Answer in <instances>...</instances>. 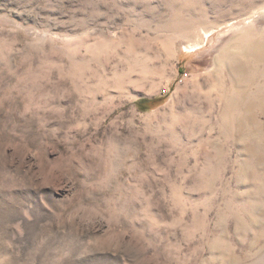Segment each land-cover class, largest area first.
I'll return each mask as SVG.
<instances>
[{"label":"rangeland","instance_id":"rangeland-1","mask_svg":"<svg viewBox=\"0 0 264 264\" xmlns=\"http://www.w3.org/2000/svg\"><path fill=\"white\" fill-rule=\"evenodd\" d=\"M263 102L264 0H0V264H264Z\"/></svg>","mask_w":264,"mask_h":264},{"label":"bare ground","instance_id":"bare-ground-1","mask_svg":"<svg viewBox=\"0 0 264 264\" xmlns=\"http://www.w3.org/2000/svg\"><path fill=\"white\" fill-rule=\"evenodd\" d=\"M242 78H244V77H242ZM233 82V81H232ZM234 84V83H233ZM231 87V86H230ZM264 103V102H263ZM245 118V117H244ZM258 122V121H257Z\"/></svg>","mask_w":264,"mask_h":264},{"label":"trees","instance_id":"trees-1","mask_svg":"<svg viewBox=\"0 0 264 264\" xmlns=\"http://www.w3.org/2000/svg\"><path fill=\"white\" fill-rule=\"evenodd\" d=\"M142 101H143V100L140 101L141 104H142Z\"/></svg>","mask_w":264,"mask_h":264}]
</instances>
